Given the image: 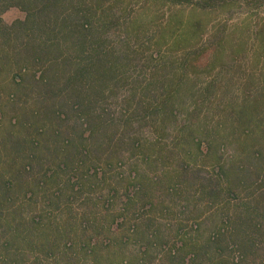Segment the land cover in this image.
<instances>
[{"label":"rangeland","instance_id":"obj_1","mask_svg":"<svg viewBox=\"0 0 264 264\" xmlns=\"http://www.w3.org/2000/svg\"><path fill=\"white\" fill-rule=\"evenodd\" d=\"M134 3L130 16L138 18L140 24L131 35L134 38L127 51L136 67L130 75L138 79V84L145 83L152 73L154 80L160 82L162 77L179 70L185 49L171 50L166 45L139 48L135 42V38L139 43L156 30L168 27L177 17L200 18L204 28L202 38L195 40L192 49L198 47L200 40L210 49L197 62L198 69L188 71V76L181 81L175 99L177 116L165 122L167 130L162 131L161 124L159 128L156 125L152 128L145 123L130 128L128 134H137L142 145L133 152L125 145L128 140L123 139L121 148L134 153L130 156L132 160L123 161L120 168L113 165L106 168L108 179L103 186L92 185L73 196L62 184L66 175L47 181L44 187H35L33 179L23 171L29 165L31 174L36 175L39 170L54 167L48 163L42 147L32 152L28 142H23L29 139L30 133L21 124L26 125L24 116L29 115L33 102L27 91L18 89L13 80V75L19 72L13 60L12 44L0 42V261L16 259L21 254L15 253L16 249L23 248V257L28 261L24 264L37 260L41 264H53L54 253L55 260L58 258L61 264H93L92 257L77 248L82 242L97 239L102 241L101 252L98 250L102 264L109 263L107 253L111 247H116L117 254L111 256L116 263L124 258L133 264L136 258L142 257L144 264H158L160 256L176 242L177 229L201 240L221 225L222 218L233 213L239 198H250L239 188V197L232 200L223 194L209 199L196 185L188 184V179L198 170L201 178L216 183V164L237 168L248 164L245 154L257 150L264 154V126L256 129L249 122L243 128L242 120L234 117L236 106L241 111L243 105L255 100L264 102V55L254 33L260 17H264V9L249 14L225 15L213 11L190 16L187 8L167 6L156 12L157 5L143 6V0ZM24 17L16 8L6 10L1 16L6 25ZM211 48L218 49L219 55ZM124 94L121 90L117 92L118 98ZM261 109L264 111V105ZM260 113V116L264 114ZM116 117L118 125L121 124L123 119L116 114L113 116L116 121ZM121 130L115 132L112 143L104 141L103 156L108 153V147L121 144L118 141ZM36 138L42 141L44 137ZM35 160L42 162L43 167L37 166ZM130 171L137 172L134 183L139 187L134 192L130 188L129 196L134 193L133 198L124 204L123 188L130 182ZM232 181L233 184L238 181L236 174H232ZM108 191L117 194L110 195ZM98 218L102 220L97 222ZM82 220L87 221L84 227H81ZM99 224L105 228L95 236L90 226ZM66 240L73 246L63 251ZM48 245L59 249L49 252L45 248Z\"/></svg>","mask_w":264,"mask_h":264},{"label":"trees","instance_id":"obj_2","mask_svg":"<svg viewBox=\"0 0 264 264\" xmlns=\"http://www.w3.org/2000/svg\"><path fill=\"white\" fill-rule=\"evenodd\" d=\"M138 1L140 0H0V42L12 44L13 60L19 72L13 75V80L18 89L27 91V96L33 102L29 115L24 116L26 125L20 123L30 133L29 139L23 142H28L32 152L42 147L47 153L48 163L54 167L43 172L39 170L36 175L31 174V166L30 170L29 165L23 167V171L33 179L35 187L45 186L47 181H54L61 175H66L62 184L65 190L72 192V196L92 185L103 186L108 179L105 175L106 168L112 165L120 168L121 163L134 154L121 148L123 139L128 140V144H124L133 152L142 146L137 134H128L130 128L140 123L159 128L161 124L160 129L165 131V122L176 118L175 99L179 95L181 81L188 76V71L198 69L197 62L210 49L200 43L201 40L197 41L198 47L192 49L195 40L202 38L204 28L200 18L181 20L177 17L173 24L156 30L146 40L138 43L135 38L139 48L166 45L171 50H186L179 63V70L173 75L164 76L159 82L154 80L152 73L145 83L138 84V79L130 75L135 72L136 67L127 51L134 38L131 35L139 29L140 20L130 16L134 2ZM143 2V6L157 5L156 12L167 6L187 8L190 16L213 11L224 12L225 15L232 12L249 14L264 9V0ZM10 8L23 12L24 19L16 20L10 25L4 24L1 16ZM254 33L257 34L264 55V17H260ZM211 50L219 55L218 49ZM213 67L214 62L210 69ZM120 90L125 94L118 98L117 92ZM257 103L260 104L259 108ZM263 103L255 100L243 105L241 111L236 106L234 117L242 120L240 124H243V128L250 122L258 129L264 126V114L258 115L264 112L261 109ZM253 113L256 115L251 116ZM116 114L123 119L119 125V119L116 117V121L113 118ZM250 118L256 123L250 121ZM240 124H236L237 128ZM115 129L123 131L118 138L121 144L108 147V153L103 156V143H112L117 131ZM244 130L248 132L247 129ZM247 132L242 134L247 136ZM38 136H43V140L39 141L36 138ZM244 157L248 161L246 166L244 164L237 168H227L216 164V183L201 178L198 170L190 175L188 184L196 185L197 190L206 194L209 199L223 194L228 200H232L237 198L239 188L250 195V198H239L233 213L222 218L221 225L201 240L195 236L188 237L182 233L181 228L177 229L176 242L160 256L158 264H264V154L257 150ZM35 161L37 166L43 167L42 162ZM232 174L238 176V181L234 184ZM128 177L130 182L123 188L124 195L126 193L124 204L133 198L134 193L129 196L130 188L134 192L139 187L134 183L138 177L137 172L130 171ZM108 192H111L110 195L113 192L117 194L115 191ZM105 210L109 211V204ZM95 220L99 222L102 218ZM86 225L87 221L82 220L81 227ZM90 227L95 236H99V231L105 228L100 224ZM101 243L97 239L92 242L88 240L80 243L77 249L89 254L93 264H102L99 254ZM71 246V242L66 240L62 250L66 251ZM45 248L50 252L56 247L48 245ZM115 248L111 247L107 253L108 264H132L124 258L119 259L118 263L111 259L113 254H117ZM20 252L16 259H2L0 264L28 262L23 257V248L15 251ZM140 253L142 254L141 251ZM55 256L54 253L53 264H61L58 258L55 260ZM144 263V259L138 257L133 264ZM32 264L41 262L37 260Z\"/></svg>","mask_w":264,"mask_h":264}]
</instances>
